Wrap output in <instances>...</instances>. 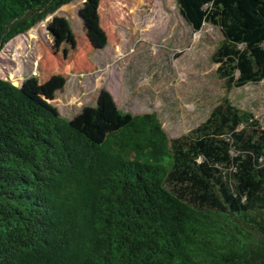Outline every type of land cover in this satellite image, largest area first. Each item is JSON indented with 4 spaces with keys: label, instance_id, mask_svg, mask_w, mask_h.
Returning a JSON list of instances; mask_svg holds the SVG:
<instances>
[{
    "label": "trees",
    "instance_id": "16d2710c",
    "mask_svg": "<svg viewBox=\"0 0 264 264\" xmlns=\"http://www.w3.org/2000/svg\"><path fill=\"white\" fill-rule=\"evenodd\" d=\"M73 1L0 0V52ZM176 3L192 32L219 30L226 94L264 82V0ZM63 81L0 79V264H264V129L251 112L224 96L170 139L155 113H123L105 90L62 117L45 98Z\"/></svg>",
    "mask_w": 264,
    "mask_h": 264
},
{
    "label": "rangeland",
    "instance_id": "374dc122",
    "mask_svg": "<svg viewBox=\"0 0 264 264\" xmlns=\"http://www.w3.org/2000/svg\"><path fill=\"white\" fill-rule=\"evenodd\" d=\"M221 40L208 25L192 32L176 0H75L2 49L0 79L21 88L31 78H62L45 100L68 120L105 90L123 113H155L170 139L203 122L224 96L264 129V82L226 94L212 61Z\"/></svg>",
    "mask_w": 264,
    "mask_h": 264
}]
</instances>
